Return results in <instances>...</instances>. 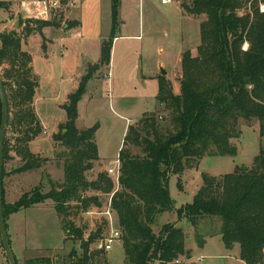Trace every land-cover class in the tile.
<instances>
[{
  "label": "trees",
  "instance_id": "trees-1",
  "mask_svg": "<svg viewBox=\"0 0 264 264\" xmlns=\"http://www.w3.org/2000/svg\"><path fill=\"white\" fill-rule=\"evenodd\" d=\"M261 6L264 0L182 3L185 15L206 17L200 25L198 54L186 51L182 55L180 92L176 94L170 81L159 78L158 110L129 127L118 159L121 176L117 188L108 173L99 174L95 181L88 178L101 161L96 142L99 124L87 130L77 127L78 106L89 82L96 72L111 66L119 28V1L113 0L112 31L102 43L100 61L88 67V73L62 106L67 120L53 137L59 149L55 164L64 172L62 181L52 182L48 192L39 186L14 204L6 203L3 189L6 228L11 215L51 202L61 220L65 243H81L83 258L78 264H107L105 251L91 248L108 229L105 218L87 240L86 228L78 227L76 222L81 215L92 213L93 207L102 209L101 195H113L111 208L121 233L125 264H183L182 258L191 259L192 251L187 249L182 228L170 223L163 225L159 234L153 229L157 217L168 212H176L178 220H187L194 229L207 220L218 222L216 230L205 237L197 236L199 248L205 246L206 237L220 236L227 250L239 246L240 259L245 264H264L263 148L251 167L237 166L233 173L221 177L203 174V186L193 202L179 209L169 190L171 176L181 177L185 171L198 168L207 156L236 157L238 149L233 140L239 137L240 121H257L260 137L264 138ZM5 8L0 4V10ZM60 18L62 15L56 21H41L38 29L30 21L20 20L26 31L0 33V80L8 111L4 165L17 157L20 165L12 171L16 175L43 170L50 161L30 150V143L42 134L43 128L33 106L39 80L32 55L23 49V44L37 31L43 36V29L59 28ZM1 123L0 96V129ZM10 132L14 136L11 140ZM133 148L140 149L141 154H132Z\"/></svg>",
  "mask_w": 264,
  "mask_h": 264
},
{
  "label": "rangeland",
  "instance_id": "rangeland-1",
  "mask_svg": "<svg viewBox=\"0 0 264 264\" xmlns=\"http://www.w3.org/2000/svg\"><path fill=\"white\" fill-rule=\"evenodd\" d=\"M118 1L120 3V0ZM190 1L180 0L163 5L160 0H123L124 5H128V9L122 14L125 32L122 33V30L118 29L116 34L140 36V39L139 41L122 39L119 42L115 61L112 57L110 68L96 72L92 79L94 84L92 83L86 94L95 96L93 102L90 105L86 102L82 104L78 127L81 130H87L99 124L96 142L102 155V160L88 174L89 180L95 181L99 174L108 173L110 168L117 166L121 151L119 148H123L128 132L127 130L124 136L126 120L123 116L140 117L142 112L149 109L153 95L158 92L159 80H150V76L155 74L159 78H165L172 83L176 94L180 92L181 54L191 51L193 56H197L201 42L200 25L206 19L205 16L182 15L180 10L182 3ZM111 3L112 0H85V2L81 0H0V4L8 9L0 10V33L13 30L15 22L20 20L30 21L38 29L39 22L56 21V17L62 15L59 28H45L42 30L43 36L37 31L23 44L38 64L37 71L47 76L46 66L51 65L54 69L61 66L63 49L61 38L65 31L68 27L76 28L78 24V21L70 19L71 11L75 10L74 16L82 22L83 27L79 29L80 33L77 32L79 35H97L104 32V25L105 32L110 27ZM122 21L119 19L120 24ZM17 30L22 32L23 29L20 26ZM105 36L107 39L110 38V35ZM126 46L133 55L124 64L121 48ZM140 46L149 50L144 60H141L136 51ZM247 48L248 45H245V49ZM159 62H163L164 66L160 67ZM91 63L94 65L92 61ZM110 71L113 74L111 87L106 79ZM87 73L88 70H85L82 75ZM49 75H51L50 72ZM142 77L144 85L148 87L146 91L141 84ZM54 97L52 91L41 92L38 96L37 111L43 118L46 134L43 131L32 145L34 150L50 156V161L43 170L20 175L12 173L20 165L19 159L16 157L15 160L8 161L4 165L6 176L3 178L6 203L14 204L24 194L39 186L44 192H48L52 188V182L58 184L62 181L64 172L55 164L59 149L56 148L53 152V137L59 132L56 120H61L63 115V120L66 121L67 117L65 112L56 110ZM158 108L159 105H157ZM238 129L239 137L233 140L238 149L236 157L207 156L200 162L198 168L185 171L181 177H170V195L176 202L177 209L193 202L195 195L203 186V174L221 177L233 173L237 166L251 167L253 165L260 150L264 149V138L260 137L259 124L257 121H240ZM13 137L10 132L8 139L11 140ZM132 154L140 155L141 150L133 148ZM89 195H95V193L90 192ZM100 197L102 209L93 207L92 214L81 215L77 219L78 227L86 228L85 240L96 233L102 225L103 216L99 212L105 210L110 197L103 195ZM170 223L184 230L187 249H192L191 259L182 258L183 264H245L238 255L239 246L233 250H227L221 237H206L207 244L203 248L198 247L197 236L200 234L205 237L216 230L219 226L217 221L201 222L199 227L194 229L187 220H178L176 212H168L157 217L153 229L156 234H159L162 226ZM7 225L12 251L18 264H78V261L83 258L80 242L65 243L66 236L62 223L52 204L47 203L45 206L13 214L8 219ZM114 226L117 229L116 218ZM110 230V226L107 230L105 229L104 238L102 237L96 245L91 246L92 251L100 249L102 242L108 238ZM104 256L107 264H125V252L121 242H115L112 250L104 252ZM198 258H202L201 262ZM0 264H9L1 237Z\"/></svg>",
  "mask_w": 264,
  "mask_h": 264
},
{
  "label": "crops",
  "instance_id": "crops-1",
  "mask_svg": "<svg viewBox=\"0 0 264 264\" xmlns=\"http://www.w3.org/2000/svg\"><path fill=\"white\" fill-rule=\"evenodd\" d=\"M81 1L85 2V0H81ZM75 4H77V2H75ZM127 9H128V5H124L123 0H120V3H119V19H120V21H122L123 11L127 10ZM180 10H181L182 15L185 16L183 10L182 9H180ZM74 11L75 10L71 11L70 19L78 21V24L76 25V28H72L70 30H67L65 32L63 38H61L62 39L61 44L63 46L61 66L57 69H54L51 65L46 66V68L48 70V75L44 76L43 74H40L39 71H37L38 64L35 62V59L32 56V58H33L32 66L34 69V73L39 80V87H38V90L36 92V96H35L33 106H34L35 113L37 114L38 119H39L41 126L43 128L44 134H46V129H45L44 123L42 121L43 118H42V116H40V114L37 111V102H38L39 94H41V92L52 91V93L55 96L54 102H55L56 110L65 112L63 110L62 106L67 102L69 95L72 94L78 88L79 81L84 76L82 74L85 72V70H87L88 67L93 65L91 63V61L94 64L99 62V60L101 58L102 43H103V41L107 40V38H106L107 36H105V35H110L111 31H112V3H111V8H110V17H111L110 27L107 30V32H105L106 26L104 25V32H101L97 35H89V34L88 35H83V34L79 35L78 34V33H80L79 29L83 26H82V22L74 16V13H75ZM119 24H120V22H119ZM122 24H124L123 21L121 22V24L119 26L120 28H118V29L122 30V33H123V32H125L124 31L125 26L123 27ZM106 33H108V34H106ZM122 39L123 40L125 39V41H133L135 39H136V41H139L140 36H135V35L134 36H128L127 34H116V38L114 39L113 49H112V57L114 58V61H115V58L117 55L119 42L122 41ZM23 49L25 51L29 52L27 49H25L24 45H23ZM136 51H138V55H140L141 60H144V57L147 56V53L149 50L145 49L143 46H140L139 50L137 49ZM183 54L184 53L181 54L180 59H182ZM131 55H133L132 51L131 50L129 51V48H127V46L121 48V57H122L124 64L129 60V57ZM89 62H90V64H89ZM158 65L160 67L164 66L163 62H159ZM49 72L51 73V75H49ZM109 73H110V77H106V79L108 80V83L111 87V77H113V74L111 71ZM155 79L159 80V77L155 76V74L150 76V80H155ZM93 81L94 80H92L89 83L88 89H90ZM141 84H142L144 91H146L148 87L146 85H144L143 77L141 78ZM158 88H157V91H158ZM93 90H94V88H93ZM174 91H175V89H174ZM87 92H88V90H87ZM157 93L158 92H156L151 99V104H149L150 110L148 109L146 112H144V113L142 112V115L140 117L137 116V118L136 117L131 118V117L126 116V115L123 116V119L126 120L124 136L126 135L125 132L129 129V127L132 126L133 124H135L136 122H138L142 118L143 115L148 114V113L151 114V113H154L158 110L157 109V105H158ZM94 97L95 96H93V95L89 96L88 94H86L84 96V98L81 100V102L79 103V106H78L79 116H78V120H77V127L79 126V120L81 118L82 104H85V102H86L87 105H90L93 102ZM121 109L123 111H126L124 108H121ZM65 122L66 121L63 120V115H62L61 120H56L57 129H59V127ZM78 129L81 130L79 127H78ZM96 138H97V134H96ZM37 139L38 138H36L35 140H33L30 143L31 152L36 154V155H41L42 157L50 159V156L48 157L47 155H44L41 151H36L32 148V145L34 144V142ZM121 148L122 147H120L119 150H121ZM54 149H56L55 144L53 147V152L55 151ZM101 156L102 155H101L100 150H99L100 160H102ZM60 176H61V174H60ZM61 178H62V176H61ZM47 203L53 205V203H51V202H47ZM47 203L36 206V207L45 206V205H47ZM53 207H54V205H53ZM7 232H8V237H9L8 228H7ZM217 237H220V236H217ZM9 240H10V237H9ZM206 244H207V240H206ZM11 248H12V246H11ZM188 250H192V249H188ZM238 255L240 256V250H239Z\"/></svg>",
  "mask_w": 264,
  "mask_h": 264
},
{
  "label": "water",
  "instance_id": "water-1",
  "mask_svg": "<svg viewBox=\"0 0 264 264\" xmlns=\"http://www.w3.org/2000/svg\"><path fill=\"white\" fill-rule=\"evenodd\" d=\"M20 21L15 22L13 25V30H17L20 27ZM26 31V27L22 28ZM165 74V72H164ZM0 96L2 102V123L0 129V237L2 245L5 251V255L9 264H17L16 259L13 255L11 243L8 237V232L6 228V220L3 212V168H4V142L6 136L8 111H7V101L4 91L3 84L0 80Z\"/></svg>",
  "mask_w": 264,
  "mask_h": 264
},
{
  "label": "built area",
  "instance_id": "built-area-1",
  "mask_svg": "<svg viewBox=\"0 0 264 264\" xmlns=\"http://www.w3.org/2000/svg\"><path fill=\"white\" fill-rule=\"evenodd\" d=\"M163 5H169L172 4L174 1H180V0H160ZM261 11L264 12V6H261ZM107 77H110V73L108 74ZM120 163L119 161L117 162V166L114 168H110L108 170V175L113 179L114 183L116 184V187H119V181H120ZM112 197H110L108 204L105 208V210L100 214L102 215L105 220L108 223V227H111L110 234L108 238L105 239L104 242H102L100 249L104 250L105 252H109L112 250V246L115 242H121V233L119 232L118 229L115 228L114 223H115V214L112 211ZM92 214V213H89ZM202 258H199L198 261L201 262Z\"/></svg>",
  "mask_w": 264,
  "mask_h": 264
}]
</instances>
